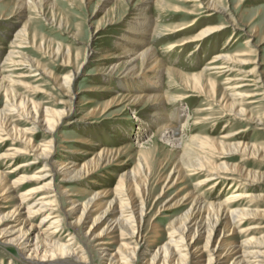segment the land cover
<instances>
[{"label": "rangeland", "instance_id": "374dc122", "mask_svg": "<svg viewBox=\"0 0 264 264\" xmlns=\"http://www.w3.org/2000/svg\"><path fill=\"white\" fill-rule=\"evenodd\" d=\"M1 1L0 71L4 75H11L14 81L11 82L13 91L18 97L25 98L28 104L34 102L40 107L55 110L71 109L72 118L63 119L52 134L54 159L58 161L68 156L78 157L77 162L83 164L89 162L94 150H119L118 155L109 164L90 174L79 172L73 180L65 184L59 174H53L51 185L43 191L53 194L59 207H64L67 203V192L62 197L59 193L62 185L68 193H72L70 198L78 202L95 191L104 192L105 197L101 202L110 200L114 195L122 197V200H130L132 204L142 200L145 209L141 220L138 211H135L131 220H134L132 223L139 228V243L146 244L145 247L153 251L167 241L171 229L170 221L180 216L188 207L184 205L168 210V213L164 211L163 204L178 199L187 190L191 191L193 185L203 177L198 170L179 166V176L177 169L171 172L172 178L178 177L177 183L169 189L164 188L169 181L166 177L177 164L175 157L180 146L190 145V141L198 137H206L209 143L217 144L221 136L228 133L231 135L228 142H247L258 146L261 149L260 156L247 158L243 162L239 161L241 153H233L223 159L219 158L221 151L218 149L211 151L216 156H207L215 163L222 160L229 164L238 163L245 169L257 171L262 178L258 182H250L240 171L229 169L227 175L224 174L226 177L217 180V186H212V181L200 187L198 192L215 201L225 200L233 194H242L241 198L235 199L234 204L257 210V216L247 218L233 233L224 237L225 243L248 237L264 238V228L256 224L264 222V123L256 124L251 119L252 116L260 118L264 115V0H213L219 11L214 12L212 16H206L210 12L206 9L210 0H163V6L157 2L148 5L149 14L157 19L158 29L162 34L167 33L150 40L157 56L166 65L191 75L205 68L214 54L224 52L239 61L232 63L233 70L229 71V76L232 79L244 77L243 80L233 82L248 83L242 90L255 94L254 97L237 100L236 106L242 107L245 113L234 115L222 106L231 100V91L225 88L227 84L223 82L224 76H204L206 90H209L210 80L216 82L217 93L213 99L208 92L198 94L186 89L183 81L164 76L161 90L179 98L171 100L164 108L172 123V130L167 133V137L157 134L152 122L148 125L153 110H150L144 101L130 104L127 100L140 90H132L131 87L125 89L118 84V81H122L120 79L130 62L139 67L138 60L134 61L135 54L131 53L136 50L125 53L123 51L127 44L117 42L118 35L124 33V29L133 19L140 0H131L129 4L123 1L116 3L115 0H50L38 11L28 8L23 14L16 12L12 3L15 0ZM5 2L9 4L5 6ZM180 24L185 26L183 30L170 32V29L179 27ZM220 24L227 25L226 29L211 35L200 45L194 41L171 48L181 40L192 39L205 28ZM96 30L99 32H95ZM248 39L250 41L246 42ZM9 51L12 52V58L19 60L21 64L9 65V61L5 60ZM256 63L258 71L246 75L248 71L254 70ZM76 70L71 89H68L65 87V77ZM256 75H261V84L246 80ZM4 103L3 94H0V110ZM112 104L114 105L107 109ZM6 113L9 119L7 125L14 124L21 129L30 127V122L21 114L13 111ZM262 120L264 121V117ZM25 136L41 146L51 138L39 127ZM92 142L98 145H90ZM21 147V143L15 144L11 140L0 141V154L8 148ZM81 148L87 151V154H76ZM31 157L28 155L15 161L0 158V171L12 180L15 176L10 172L13 165L22 160L28 162ZM39 166L40 164L30 166L27 173L37 172ZM131 173L134 175L130 176ZM49 174L51 172L47 175ZM121 175L127 177L122 187L119 182ZM48 180L49 178L45 177L37 185H43ZM117 187L122 189L124 195H119L121 193H118L120 190L118 191ZM25 189L27 186L20 187L18 191ZM161 191L164 195L157 201ZM129 211L127 209L124 215H129ZM78 213L67 218L66 223L74 221V216ZM41 214L33 218V224L38 223ZM88 224L86 222L80 227L81 236L87 230ZM60 229L59 235L64 242L70 237L71 230L68 224L62 225ZM110 232L107 231L103 236L108 243L105 245L107 249H113L115 246L111 242L120 239L118 236L110 239ZM71 237L69 242H73L77 248H81L83 242L91 238L86 235L80 239V236L74 234ZM126 242L129 246L134 244L132 239H126ZM201 244L203 240L198 239L191 250ZM9 262L25 264L20 253L12 245L0 242V264ZM137 262L136 264H144V260ZM51 264L69 263L58 261ZM94 264H103V261L100 258Z\"/></svg>", "mask_w": 264, "mask_h": 264}, {"label": "bare ground", "instance_id": "6f19581e", "mask_svg": "<svg viewBox=\"0 0 264 264\" xmlns=\"http://www.w3.org/2000/svg\"><path fill=\"white\" fill-rule=\"evenodd\" d=\"M118 1L129 4L131 0H115L116 3ZM49 2L50 0H15L12 3L16 7V12L23 14L25 9L31 8L38 11V9ZM151 2H157L163 6L164 1L140 0L135 15L132 17L133 19L128 23L127 28L124 29V33L118 35L117 44L128 45H126V49L123 52L136 50L131 53L135 54L134 61L138 60L139 62V67L130 62L120 79L122 81H118L122 88L131 87L132 90H140L127 98L130 104L144 101L148 108L153 110L148 125L152 122L154 131L167 137V133L172 130V123L166 116L164 108L171 100L179 98L176 97L177 95L171 96L166 91L161 90L162 78L165 76L172 80H181L185 83L186 89L198 92V94L208 92L213 99L217 93L216 82L210 80L209 90H206L204 76L205 74H214L216 76H224L223 82L227 84L225 88L231 91V100L229 103H226V101L222 106L234 115L245 113L242 107L238 108L236 106L237 100L243 99V97H254L255 94H248L250 92L242 90L248 83L233 82V80H243V76L236 79H232L229 76V71L233 70L232 63L239 62L233 56L218 52L209 60L205 68L191 75L183 74L177 69L166 65L157 56L150 40L155 36L158 37L162 32L158 29L157 19L153 18V15L148 12V5ZM5 4L8 5L9 2H5ZM206 9L210 10L206 16H212L214 12L219 11L213 0H210ZM226 27L227 25L220 24L205 28L192 39L181 40L172 45L171 48L184 46L194 41H197V45H200L205 39L222 29L224 30V28L226 29ZM184 28L185 26L180 24L179 27L176 26L170 29V32H178ZM95 32H99V30ZM166 34L163 33L162 35ZM249 41L250 39L246 40V42ZM131 45L133 47H130ZM12 57L13 55L10 51L5 57V60L9 61L10 66L21 64L19 60H14L15 58L13 59ZM209 70L212 73L208 72ZM255 71H258L257 63L254 65V70L248 71L246 75L253 74ZM76 73L77 70L72 71L70 75L67 74L68 76L65 77V87L68 89H71V82ZM260 76L256 75L246 80L261 84ZM11 82H14L11 75H4L0 71V94H3L5 101L4 106L0 110V141L11 140L15 144L21 143L23 147L8 148L0 154V158L15 161L28 155L32 157L28 162L22 160L13 165L10 172L15 176L12 180L8 179L0 171V242L12 245L20 253L21 259L25 264H51L58 261L69 264H94L100 258L103 264H136L139 260H144V264H224L225 262L227 264H264V238L248 237L240 241H229L228 243H225L224 239V237L229 236L238 226L243 224L247 218L257 216V210L239 207L234 204L235 199L241 198L242 194H233L225 200L215 201L207 198L206 194L198 192L200 187L206 186L212 181V186H217L219 184L217 180L223 178L224 174L229 172V169L240 171L250 182L260 181L262 177L259 176L257 171L245 169L244 166L238 163L229 164L226 160L215 163L209 158L210 155H215L211 152L213 151L212 149L220 150L219 154L221 157L219 158L223 159L233 153H241L239 161L247 160V158H258L261 150L258 146L247 142H228L229 136H231L228 133L223 134L217 144L215 142L209 143L210 141L206 137H198L196 140H191L190 145L180 146V150L175 157L177 164L176 162L174 163L176 164L175 167L173 166L174 168L166 177L169 181L164 188L169 189L177 183L178 177L172 178L171 172L177 169L178 173H176L179 176V166L198 170L203 177L193 185L191 191L187 190L178 199H172V202L169 201L165 204L162 202L163 206L165 205L164 211L166 212L184 205L188 207L180 216L170 221L171 229L167 241L152 251V249L145 247L146 244L141 245L139 243V228L135 223H132L134 220H131L135 211L139 212L141 220L145 209V204L142 200L132 204V202H129L130 200H122V197L114 195L110 200L101 202L105 197L104 192L95 191L91 192L86 199L78 202V200L70 198L72 193H68L69 191L62 185L59 193L62 197L67 192V195H65L67 203L66 206L59 207V203L53 198L54 195L43 191L51 185L53 174H59L61 181L65 184V182L73 180L79 172L90 174L99 167L109 164L118 155L119 150H116L117 152L107 151L104 148H101L98 152L94 150L91 153L92 158H90L89 162L87 161L83 164L77 162L78 157L71 158L68 156L65 159L63 158V160L57 161L54 159V138L52 134L63 119L69 120L72 118L71 109L55 110L40 107L34 102L28 104L25 98L18 97L13 91ZM262 94L264 97V89ZM113 105H110L107 109ZM7 111L21 114L23 118L30 122V127L21 129L14 124L7 125L9 121L6 115ZM262 117L252 116L251 119L256 124H262L264 123ZM38 127L43 128V132L47 137H51L43 146L33 143L31 138L25 136L26 133H31V130H36ZM89 144L98 145L93 142ZM82 152L87 154V151H83L82 148L76 154ZM88 154L90 153L88 152ZM39 164L37 172L33 174L27 173L30 166ZM49 172L51 174L47 175ZM133 175L134 173H131L130 176ZM45 177L49 178L48 182L43 185H37ZM119 179L122 187L127 177L121 175ZM23 186H27V189L18 191ZM116 189L120 190L118 193L121 194L119 195H124L121 192L122 189L118 187ZM162 192L157 196V201L162 198ZM127 209L130 210L129 215H124ZM76 212L79 213L74 216L73 223H66V219ZM38 214H41L40 220L37 224H33V218ZM86 222L89 224L82 236L89 235L91 238L89 241L83 242L81 248L74 247L73 242H69V240L72 238V234L80 236V239L82 238L79 229ZM64 224H68L71 231L69 233L70 237L62 242L63 238L59 235V230ZM222 224H224L223 227H221ZM256 224H260L264 228V222ZM107 231H111L110 239L117 236L120 237L119 240L110 241L115 246L113 249H107L105 246L108 243L103 236ZM126 239H132L134 244L129 246ZM198 239L203 240V244L195 247V250L192 251L191 247L196 245Z\"/></svg>", "mask_w": 264, "mask_h": 264}]
</instances>
